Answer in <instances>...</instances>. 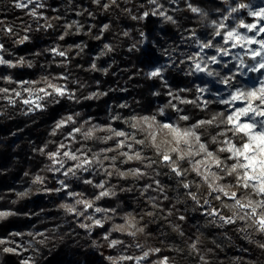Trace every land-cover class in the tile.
<instances>
[{"label":"rangeland","instance_id":"374dc122","mask_svg":"<svg viewBox=\"0 0 264 264\" xmlns=\"http://www.w3.org/2000/svg\"><path fill=\"white\" fill-rule=\"evenodd\" d=\"M7 1L18 13V22L16 25L14 23L7 25L8 45L5 46L0 41V45H2L0 57L12 65L23 62L28 67L35 69L33 79L18 82L22 86V90L16 91V93H20L19 96L15 93L16 103L20 104L19 109L16 106V110L25 114L45 111L47 109L46 99L56 96L52 88L48 87L49 83L65 89L64 96L71 97V93L63 83L65 76L50 70L49 64L55 58H58L60 63L65 62L66 56L57 54V52H61L57 45L49 48L42 55L38 49L30 50L27 49V46L25 47V44L31 41L30 33L32 31L51 26L52 17L47 12L48 2L47 0ZM124 1L131 2V0ZM176 1L171 0L170 3L173 4L168 5L169 10H161L162 6L157 0L154 5L156 13L160 11L158 19L174 18L167 11H175L173 8ZM222 1L227 2L226 13L211 20L208 30L201 32L192 29L183 30L180 34L181 41L175 46L167 44L164 47L167 42L166 38H162L164 43H158L157 50L163 58L156 57L148 63L146 68L148 75L155 69L162 70L161 75L157 76V87L153 90L156 99L151 114L139 116L138 111H135L131 105L134 97L130 91L133 75L124 73L126 69L122 68L123 64H120L112 52L111 43L103 36L107 24H102L99 31L94 32L93 39L100 40V43L90 52V62L85 69L94 73L98 68L102 72V78L106 80V84L100 85L96 78L87 98L94 101L95 105L98 102L100 106L95 113H92L91 110L79 112L80 119L75 118L72 113L67 111L57 115L58 117H52L48 137L40 149H36L40 162L39 169L29 184L23 185L22 189L14 190L16 197L12 201L16 202L12 207L3 204L0 206V213L9 214L14 210L20 211V208L16 207L18 202L29 201L28 204L31 205L32 199L40 197L44 193L55 194L57 200L50 199L36 206L33 212H27L29 226L24 233L18 232L11 239L4 240V248L14 249L10 253L17 255L23 263L30 264L35 262L44 242L52 239L55 235L60 237L65 235L72 241L66 264H162L165 258L166 264H176L166 254V250L160 248L155 239L149 238L156 236L162 228L157 222L158 218L161 221H167L166 224L171 225L172 231L180 236H182L183 230L176 226V223L180 221L187 222L194 231L202 227H223L225 223L219 217L223 214L225 207L232 210V215L226 218H232L233 223L237 219L253 223L254 218L249 219L245 215L250 212V209L230 207L233 201L223 193L213 191L208 185L214 182L215 185L224 187L229 195L236 192L242 203H247L249 199L253 202L260 199L253 195L251 188L245 190L231 186L238 183L237 174L229 175L226 166L235 163V161L226 159L229 153L220 152L219 149L227 147L226 141H231L237 146L243 142L239 136H233L231 131H228L229 126L226 123H220L221 120H226L227 115L233 109L243 105L239 102L225 104L221 101L230 99L231 93L236 89L242 91L259 89L261 82L264 81V69L248 70L253 65H257L259 61V57L256 60L251 59L249 49L257 51L260 45L258 43H243L241 46V43L237 42V46L232 47V41L224 42V35L235 29L240 35L253 37L256 41L264 39V32L259 31L264 27V19L250 14L264 8V0H250L244 4L246 5L244 8H240L232 0ZM17 3L23 6L16 7ZM132 7L130 5V8ZM232 8H236L237 11L233 12ZM144 17L145 15L142 13L141 18ZM70 22L73 28L79 32L81 26L76 19ZM241 22L245 25L253 24L255 27L252 31H248L246 27H240ZM217 31L220 32V35H216ZM123 34L129 35V39L132 40V45L127 46L126 49L134 48L135 44L137 45V40L133 36V31L126 27L123 29ZM137 39L139 45L145 47L146 35L141 33ZM21 41L23 42L21 43ZM208 42H211L212 47L201 50L200 44ZM105 45H108V48H105ZM24 47L25 49L21 51L20 49ZM217 48H220L221 51L218 52ZM225 50L227 55L224 54ZM19 51L25 56L24 59L21 58L22 56H18ZM213 56L216 57V62L211 60ZM197 63L204 68V71H196ZM94 65L95 67H93ZM0 66L9 67L8 64H0ZM208 72H212V75L209 76ZM173 73L182 74L190 84V88L177 87L171 83L170 78ZM228 77H231V80L226 85L222 80ZM41 88L51 95L40 92ZM190 95H193L192 98ZM64 96H56L54 102H59V97ZM192 99L196 102H192V106L186 108L185 104L190 103ZM24 100H31L32 103L25 104ZM9 101H6L7 104ZM195 107L205 110L202 118L199 113L195 114L199 115L198 119L195 118L197 120L195 122L188 123V120L180 119L181 116L188 115V109L192 110ZM221 113L224 115L221 116ZM69 116L72 117L71 120H68ZM145 116L156 118L157 124L153 125L152 129H149L142 121ZM213 116H216L217 119L212 125L193 127L201 120H211ZM260 119L264 118L257 117L255 121H251L250 117H246L243 118V122L250 121L258 124ZM60 122H63L62 126L57 127ZM163 123H169L181 129H191L196 136L200 137L199 143L205 144L208 151L213 153V157L209 158L206 153L199 151V143L195 137L190 138V148L184 144L176 145L172 134L167 129L160 128L153 141L150 133ZM76 129H80V131L77 132ZM89 130L92 131L91 137L100 145V148L95 152L84 143L86 137L84 134ZM116 132H124L125 135L117 136ZM221 133L223 134L221 135ZM213 137H215V142ZM173 147H178L179 151L173 152ZM156 150L161 151L163 155L172 156V159L167 163L171 168L177 167V170L184 176V184L196 187L194 192L189 191L188 188H184L181 192L177 186H173V190H170V186L165 182L159 169L155 167L156 157L154 154H158ZM65 151L76 155L78 159L71 160L64 156ZM137 152L140 156L139 159L135 158ZM53 153L56 154L55 159L50 158V154ZM181 154L184 155V159H179ZM163 155L162 165L167 164L163 160ZM129 156L134 158L129 159ZM215 159L222 161L220 168L216 167ZM182 161L184 164L180 163ZM79 165L82 167H78ZM69 168L73 169L74 175L72 172H69L68 175L64 174ZM194 168L199 171V175ZM221 168L225 170L221 171ZM132 170H138V172L134 173ZM106 177L130 181V185L125 189L129 191L133 199L139 200V203L132 210L126 212L125 222L108 225L102 232L96 233L95 228L102 227L106 221L112 219L113 215L112 208L108 204L110 195L97 199L101 192H108V186L104 180ZM85 181H91V183ZM100 184H103L104 187H99ZM217 196L220 199H216ZM77 201H86L91 203L92 207L86 208L85 204H78ZM216 201L219 202L218 206L215 205ZM65 205L74 210L69 212ZM187 205L189 209L186 208ZM97 208H100L101 211L97 212ZM214 211L217 215H212ZM257 212L264 213V208H258ZM234 213L236 214L234 215ZM180 217H184V219H180ZM30 220H33L34 224ZM96 220L101 221V226L95 224ZM151 225H153L154 231L160 225L154 235L152 232L146 234L147 227ZM219 232L223 234V231ZM129 233L134 234L129 235ZM105 236L108 238L105 239ZM96 237L107 241L108 248L99 244ZM114 240L120 241V243L111 245V241ZM196 243L197 240H193L188 244L190 251L194 250L193 245L196 246ZM156 249L159 251H155ZM145 252L148 253L147 257L137 259L143 257ZM121 257H133V259H121Z\"/></svg>","mask_w":264,"mask_h":264},{"label":"trees","instance_id":"16d2710c","mask_svg":"<svg viewBox=\"0 0 264 264\" xmlns=\"http://www.w3.org/2000/svg\"><path fill=\"white\" fill-rule=\"evenodd\" d=\"M158 1L162 6L161 10H169L168 5L173 4L170 3L171 0ZM232 1L236 5H241L250 0ZM47 2L49 5L47 12L52 17V24L48 28L42 27L32 31L31 41L26 43L25 47L30 50L38 49L42 55L46 50L57 45L59 50L65 53V62L60 63L58 58H55L49 66L52 72L65 76L63 83L71 93H69L71 97H59V102L55 103L56 96H50L46 99L45 111L32 114L17 111L16 106L19 109L20 104L16 103L15 93L22 90L18 82L33 79L35 69L23 62L8 68L0 66V89L8 90L0 92V206L5 204L7 207H12L16 202L12 201L16 197L14 190L22 189L23 185L29 184L39 169L40 162L36 149H40L47 139L52 117L67 111L80 119L79 112L91 110L95 113L100 106L98 102L95 105L94 101L87 98V94L96 78L100 85H105L106 80H103L102 72L98 68L94 73L85 68L90 62V52L100 43V40L93 39V34L99 31L102 24H107L103 36L111 43L112 52L120 64H123L122 68L126 69L124 73L133 75L130 91L134 97L131 105L140 116L152 113L156 99L153 90L157 87L158 77H150L146 74V68L156 57L163 58L157 50L158 43H164L163 39L166 38L164 47L167 44L175 46L181 41L180 34L183 30L192 29L197 32L208 30L211 20L225 14L227 10V2L222 0H177L173 8L175 11H167L174 18L158 19L160 11L156 13L155 5L149 0H131L130 3L124 0H115V2L99 0L98 3L96 0H47ZM130 5L133 7L130 8ZM192 8H196L197 12H192ZM146 12L148 15L141 18L142 13ZM17 14L9 1L0 0V41L5 46L8 45L6 27L11 23L16 25ZM75 19L81 26L79 32L70 22ZM126 27L133 31V36L137 40V45L134 43L135 47H131L130 50L126 48L132 45V40L129 39V35L123 34V29ZM141 33L146 35L145 47H141L138 43L137 38ZM25 47L20 50L23 51ZM21 51L18 56L24 59L25 56ZM170 80L177 87L190 88V84L180 73H173ZM192 96L190 95V98ZM7 100H10L9 104ZM192 102L196 100L192 99L190 103L185 104V107L192 106ZM204 112L205 110L196 107L192 110L188 109V115L186 114L189 118L188 123L197 121L195 118L198 119L199 115L202 118ZM84 143L94 152L100 148L93 137H85ZM156 152L158 154H154L155 167L159 169L170 190H173V186H177L182 192L185 188L184 176H177L168 163L162 165L163 154L161 151L156 150ZM180 163L184 164L183 161ZM104 180L108 186L110 195L108 204L112 208L113 215L112 219L106 221L102 227L95 228L96 233L102 232L108 225L125 222L126 212L139 203V200L133 199L125 189L130 185V181L111 177H106ZM188 185L189 191L196 190L194 185ZM49 194L44 193L32 199L31 205L28 204L29 201H20L16 204L20 211L14 210L7 215H0V240H9L18 232L24 233L29 226L26 213L33 212L36 206L50 199L57 200L55 194ZM215 205L218 206L219 202L216 201ZM186 208L189 209V206L187 205ZM193 214L196 216L195 213ZM222 215L230 217L232 210L225 207ZM30 221L34 224L33 220ZM157 222L162 227L159 233L154 235L160 225L155 231L151 225L147 227L146 234L152 232L154 236L149 238L155 239L160 248L166 250V254L176 264H264V248L259 246L264 243V234L257 231V226L251 221L237 219L234 223H225L223 227H202L195 231L187 222L180 221L176 226L183 230L182 236L172 231L171 225L166 224L167 221L158 218ZM219 231H223V234ZM62 236L55 235L44 242L35 262L30 264H66L72 241L68 236ZM96 238L99 244L108 248L107 241H102L100 237ZM193 240H197V243L194 250L190 251L188 244ZM4 244H0V264H29L23 263L22 259L13 253L4 252Z\"/></svg>","mask_w":264,"mask_h":264},{"label":"snow or ice","instance_id":"6c2138e0","mask_svg":"<svg viewBox=\"0 0 264 264\" xmlns=\"http://www.w3.org/2000/svg\"><path fill=\"white\" fill-rule=\"evenodd\" d=\"M98 3L99 0H96ZM115 2V0H113ZM150 3L155 4L156 0H149ZM23 5L20 3L16 4V7H22ZM107 7V5H105ZM240 8L246 7V5L241 4L239 5ZM192 12H197L196 8L191 9ZM232 11H237L236 8H232ZM35 15V13H32ZM155 14V13H154ZM253 16H258L260 19H264V8H261L259 12H253L250 13ZM145 16L148 15V13H144ZM163 15V13H161ZM167 19H171V17H167ZM222 26V25H221ZM107 27V25H105ZM240 27H246L248 31H252L255 25L248 24L245 25L243 22L240 23ZM260 32H264V27L259 29ZM216 35H220V32L217 31ZM63 37H61L62 39ZM26 39V38H25ZM229 41H232V47L237 46V42L241 43V46H243V43L247 44H254L258 43L260 45L259 50L253 51L249 49L251 53V59L256 60L257 57H259V61L257 65H253L248 70L249 71H257L258 69H264V39H261L259 41H256L253 37H248L246 35H240L238 32H236L235 29L227 32L224 35V42L229 43ZM23 41H21L22 43ZM212 47L211 42L200 44L201 50L205 48ZM105 48H108V45H105ZM0 49H2V45H0ZM110 50V49H109ZM55 51V50H53ZM217 51L220 52L221 49L217 48ZM58 55L64 56L65 53L63 52H57ZM224 54L227 55V51H224ZM211 60L213 62H216V57H211ZM0 64H8L9 67H12V65L9 61L4 60L2 57H0ZM95 67V65L93 66ZM161 69H155L154 71L149 73L150 77H157L161 75ZM196 71H204V68L201 67L199 63L196 64ZM208 75L211 76L212 72H208ZM231 80V77L224 78L222 80L223 83L226 85L229 84V81ZM48 87L52 88L53 93L56 96H64L65 95V89L58 87L54 84L49 83ZM7 89H0V92H7ZM40 92H45V95H51L46 92L44 88L39 89ZM201 91H203L201 89ZM17 96L20 95L19 92L16 93ZM185 102V101H182ZM241 103L243 106L233 109V111L227 115L226 120H221L220 123H226L229 128L228 131H231L233 136H239L241 139L242 144L237 146L236 144H233L231 141H226L227 147L220 148V152H227L229 155L226 157L228 160H234L235 163L231 165H227L228 174L231 175L233 173L237 174V180L238 183L236 185H231L232 187H238L243 188L245 190L251 188L253 190V195L260 197L259 200L253 202L251 199L248 200L247 203H242L241 199L238 197L236 192H232L231 195H229L228 192L225 191L224 187L215 185L213 183H209V188H211L215 192L223 193L224 196H226L228 199L233 201V204L230 205V207L236 208V209H250V212H247L245 215L249 219H253L254 225L257 226V229L259 232L264 233V213H258V208H264V119H260L258 124L254 122H243V118L250 117L251 121H255L257 117L264 118V81L261 82V87L259 89H250L247 91H242L240 89H236L234 92L231 93L230 99L221 101V103L230 104V103ZM23 103L30 104L32 103L31 100H24ZM39 107V105H37ZM221 116L224 114L221 113ZM72 117L69 116L68 120H71ZM181 120H188L189 118L187 116H181ZM217 117L213 116L211 120H201L198 122L197 125H194L193 127H198L200 125H212L214 121H216ZM142 121L147 125L149 129L153 128V125L157 124L155 117H143ZM63 122L58 123L57 127L62 126ZM135 127V125H133ZM167 129L172 134L173 139L176 143V145L184 144L190 146V138L195 137L196 141L199 143L200 137L196 136V134L191 129H181L177 126H174L169 123H163L160 124L159 127L152 131L150 135L152 136L153 141L156 139V136L159 132V129ZM259 129V130H257ZM75 131L79 132L80 129H76ZM223 133H221L222 135ZM86 137L92 136V131L89 130L84 134ZM117 136H124V132H116ZM213 141L215 142V137H213ZM141 143H143L141 141ZM122 146V145H121ZM63 147V145H61ZM43 151V150H41ZM173 152H178V147L172 148ZM199 151L204 152L207 154V157L212 158L213 153L211 151H208L205 144L199 143ZM190 154V153H189ZM55 153L50 154V158L55 159ZM64 156L68 157L71 160H76L78 157L74 154H70L69 152L65 151L63 153ZM124 155H127V153H124ZM129 159H133L134 157L129 156ZM136 159H139V153H136L135 156ZM172 158L165 154L163 156V160L165 163L169 162ZM179 159H184V155L181 154L179 156ZM222 161L219 159H215V165L216 167L220 168ZM78 167H82V165H79ZM177 176L181 175V172L177 170V167H172L171 169ZM194 170L197 171V174L199 175V171L194 168ZM224 168H221V171H224ZM134 173L138 172V170H132ZM69 172H72L73 175L75 172L72 168H69L64 174L68 175ZM214 176L216 174H213ZM222 178V177H218ZM39 179V178H37ZM205 180H207V177H205ZM86 183H91V181H85ZM63 184V182H61ZM99 187L103 188L104 185L100 184ZM185 188H188V184H184ZM109 193L107 191L101 192L97 199L103 196H107ZM195 199V197H193ZM216 199H220L219 196L216 197ZM77 203H83L85 204L86 208L92 207L91 203H88L86 201H77ZM67 210L69 212H72L74 209L72 207H68L65 205ZM97 212H100L101 209L97 208ZM236 213H234L235 215ZM0 215H7V213H0ZM212 215H217V213L214 211ZM220 220L224 221V223H232V218H226L224 216L219 217ZM243 218V217H242ZM91 219V217H89ZM180 219H184V217H180ZM95 224L98 226H101V221L96 220ZM81 227H84V225H81ZM142 230V229H141ZM134 233H129V235H133ZM108 237L105 236V239ZM5 243L4 240H0V244ZM120 243V241H111V245H116ZM261 248H264V243H261L259 245ZM193 248H195V245H193ZM4 252H13L14 249L11 248H5L3 250ZM155 251H159V249H156ZM148 256V253L145 252L143 257L137 258V259H143ZM121 259H133V257H121ZM162 264H166V258L165 261L162 262Z\"/></svg>","mask_w":264,"mask_h":264}]
</instances>
